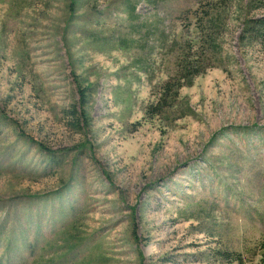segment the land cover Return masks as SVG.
I'll return each instance as SVG.
<instances>
[{
    "label": "rangeland",
    "instance_id": "374dc122",
    "mask_svg": "<svg viewBox=\"0 0 264 264\" xmlns=\"http://www.w3.org/2000/svg\"><path fill=\"white\" fill-rule=\"evenodd\" d=\"M262 16L0 0V264H264Z\"/></svg>",
    "mask_w": 264,
    "mask_h": 264
},
{
    "label": "trees",
    "instance_id": "16d2710c",
    "mask_svg": "<svg viewBox=\"0 0 264 264\" xmlns=\"http://www.w3.org/2000/svg\"><path fill=\"white\" fill-rule=\"evenodd\" d=\"M249 29H250V31H253L255 29H262L263 33H260V32H257V33L261 34V37L264 36V16H262L261 18H258V19L250 20ZM248 32H249V30H248ZM80 92L82 94V100L85 101L86 94L84 92V89H81ZM262 248H264V245L262 246Z\"/></svg>",
    "mask_w": 264,
    "mask_h": 264
}]
</instances>
